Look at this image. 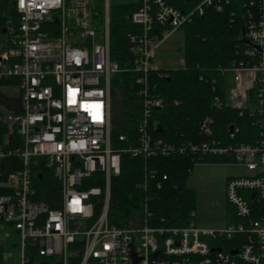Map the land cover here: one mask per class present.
<instances>
[{"label": "built area", "instance_id": "1", "mask_svg": "<svg viewBox=\"0 0 264 264\" xmlns=\"http://www.w3.org/2000/svg\"><path fill=\"white\" fill-rule=\"evenodd\" d=\"M133 1L138 6L128 18L140 31L129 33V43L132 69L142 86L141 113L135 141L123 148L111 141V81L122 70L111 57V0H15L18 23L8 25L7 47L0 52V81H15L0 88H19L21 111L0 113V125L6 128L0 143V222L10 227L9 236L17 232V247L4 253L3 264L15 255L26 264L28 248L58 257L59 264H70L78 254L79 264H133L135 258L137 264L263 263L264 0H243L245 36L262 48L263 53L251 51L259 61L226 69L235 72V86L226 90L225 102L214 98L217 106L249 110L260 129L258 139H219L214 118L207 116L200 123L204 140L181 146L151 132L154 110L165 105L149 83V72L158 69L153 58L196 11L202 14L209 6L222 10L225 0H198L190 12L167 0ZM229 131L234 138L238 128ZM119 138L128 139L126 134ZM126 152L144 158L199 153L243 166L249 174L229 177L225 187L241 221L204 228L193 210L188 225L152 226L147 222L150 197L145 196L126 225L112 224V179L121 174ZM36 167L51 170L59 183L52 194L55 207L38 197L35 177L43 173ZM159 177L158 168L148 169L138 186L149 192L160 187Z\"/></svg>", "mask_w": 264, "mask_h": 264}, {"label": "trees", "instance_id": "2", "mask_svg": "<svg viewBox=\"0 0 264 264\" xmlns=\"http://www.w3.org/2000/svg\"><path fill=\"white\" fill-rule=\"evenodd\" d=\"M184 12L192 11L198 0H167ZM243 0H225L222 10L209 6L204 13L196 11L179 29L183 30L184 65L179 67L158 68L149 72V83L165 99L162 108L154 110L151 132L155 137L163 138L176 146L189 141H203L200 131L201 121L210 116L214 118V131L219 139L232 143H253L258 139L260 129L254 124L247 109L233 108L215 104V96L226 101L225 70L232 65L252 66L259 61V54L251 53L252 48L241 39L246 28ZM134 1L111 4V57L117 61L121 71L113 75L111 81L112 96V132L114 147H127L135 141L138 118L141 113L139 90L142 86L137 79L139 73L132 69V53L129 33L139 32V26L133 24L128 16L137 9ZM101 10V9H100ZM18 13L15 0H0V34L7 31L8 25L16 26ZM15 79L0 81V85L11 84ZM0 104L8 110L21 111L18 96H8L1 92ZM252 93V91H250ZM234 125L238 133L229 137V129ZM232 130V129H231ZM6 128L0 125V143L3 142ZM126 134L127 141H121L120 135ZM224 158L203 154L175 152L169 156L144 158L133 157L126 152L122 156V172L113 177L109 220L117 226H124L128 220L140 211L145 196H149V209L152 215L148 224L152 226H185L191 221V212L196 210V189L189 183V176L200 162H224ZM158 168L160 187L149 192L138 186L148 169ZM43 177H35L38 197L55 207L52 194L57 193L59 183L51 170L36 167ZM166 175V179L163 176ZM92 185L95 183H91ZM256 200L251 201L255 205ZM99 210H97L98 212ZM229 223L239 222L235 208L228 205ZM15 235L0 239V264L4 263V253L17 247ZM226 246L230 242H226ZM233 242V241H232ZM75 244H79L75 243ZM224 249L225 246H223ZM72 248V246H71ZM82 255L69 259L70 264H79ZM58 257H44L33 248L27 250L26 264H59ZM264 264V259L263 263Z\"/></svg>", "mask_w": 264, "mask_h": 264}, {"label": "rangeland", "instance_id": "3", "mask_svg": "<svg viewBox=\"0 0 264 264\" xmlns=\"http://www.w3.org/2000/svg\"><path fill=\"white\" fill-rule=\"evenodd\" d=\"M124 1L131 2L133 0H111L112 3H121ZM183 37L184 34L182 29H179L174 35H171L156 51L153 64L159 68H169L171 65L177 63H179V65H184ZM178 41H181V51L179 52L176 50L180 43ZM6 47L7 32H4L0 34V52ZM234 77V71L227 72L226 85L228 90L235 86ZM1 92L8 96H18L19 88L15 85H10L6 88H2ZM6 111H8V109L0 104V113H5ZM242 168L244 167L224 162H200L194 166L189 176V183L196 189V211L198 217L200 216L202 218L201 225L208 227L222 224L219 218L223 216V213L228 209L229 205L225 192L226 175H237L239 173L243 175L249 174L247 170L243 172ZM10 232V227L0 222V239L5 236L7 237V234L9 236ZM6 263L21 264L20 258L17 255L10 257Z\"/></svg>", "mask_w": 264, "mask_h": 264}, {"label": "crops", "instance_id": "4", "mask_svg": "<svg viewBox=\"0 0 264 264\" xmlns=\"http://www.w3.org/2000/svg\"><path fill=\"white\" fill-rule=\"evenodd\" d=\"M177 31H175L172 35H174L175 33H176ZM178 42H180L179 43V46L176 48V50H177V52H179V51H181V41H178ZM156 55V54H155ZM155 58V57H154ZM184 62V61H183ZM156 66V65H155ZM179 66H183V65H179V63H177V64H174V65H171L170 67H179ZM157 67V66H156ZM159 68V67H158ZM242 170H243V172H246V168H242ZM243 172H241V173H243ZM239 175H243V174H237V175H231V174H228V175H226V180L229 178V177H233V176H239ZM197 217H198V215H197ZM217 218H219V217H217ZM201 217L199 216L198 218H196V223H197V225H199V226H201V227H204V228H214V229H218V228H222V227H224L225 225H227L229 222H228V219H227V210L223 213V216L222 217H220L219 219H221V221H222V224H220V225H216V226H208V227H206V226H203V225H201ZM218 220V219H217Z\"/></svg>", "mask_w": 264, "mask_h": 264}, {"label": "water", "instance_id": "5", "mask_svg": "<svg viewBox=\"0 0 264 264\" xmlns=\"http://www.w3.org/2000/svg\"><path fill=\"white\" fill-rule=\"evenodd\" d=\"M242 41L244 43H246L248 46H250L252 49L256 50L259 53H263V50L260 46L255 45L253 42H251L246 36H245V30L243 31L242 37H241ZM231 129H233V125L231 126ZM43 175L39 174V177L41 178ZM256 193L254 192L253 195H255ZM220 250V248L218 249ZM233 253H237V250H233ZM138 263V259L135 258L134 263L133 264H137Z\"/></svg>", "mask_w": 264, "mask_h": 264}]
</instances>
